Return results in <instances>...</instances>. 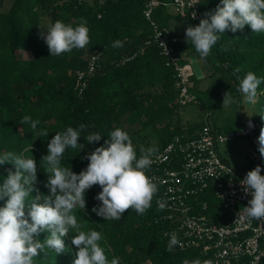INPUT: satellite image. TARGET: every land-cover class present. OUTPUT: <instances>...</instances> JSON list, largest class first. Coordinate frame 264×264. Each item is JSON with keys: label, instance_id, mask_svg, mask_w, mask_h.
Here are the masks:
<instances>
[{"label": "trees", "instance_id": "16d2710c", "mask_svg": "<svg viewBox=\"0 0 264 264\" xmlns=\"http://www.w3.org/2000/svg\"><path fill=\"white\" fill-rule=\"evenodd\" d=\"M5 1L0 0V154L11 151L25 158L32 155L36 160L38 171L34 187L38 192L34 191L32 197L49 194L45 187L47 174L40 167V161L48 154L49 141L68 127L87 126L78 141L85 148L67 149L61 157L62 167L79 174L89 163L87 155L102 146L117 127L128 132L139 158L141 144L146 145L145 148L156 147L159 152L174 135L193 134L204 125V120L200 124H182L179 112L185 105L179 102V77L174 68L166 64L153 40V31L144 14L148 0H106L104 3L101 0H13L8 9L2 10ZM219 3L220 0H201L203 17ZM154 17L161 27L168 28L172 15L167 6L160 5ZM82 18L87 21L90 43L83 49L50 57L40 31H46L48 25L57 20L76 26ZM116 40H121L123 47L113 48ZM177 48L182 53L196 52L186 38ZM142 49L144 51L140 52ZM96 50L103 53L104 59L88 87L80 93L75 73ZM136 52L134 57L124 61ZM204 59L217 76L209 91L219 87L229 91L230 84L234 83L238 86L239 80L233 75L237 67L241 68L238 74L241 79L248 72L264 78V33H253L247 25L243 31H226L220 34ZM196 79L194 74L192 81ZM263 91L264 79L257 89L258 93ZM25 115L40 121L35 131L29 123H20ZM260 115H264V111L254 119L264 126ZM241 125L242 118L236 128L229 130ZM41 130H47L48 136L37 138ZM93 132H99L102 138L88 144L85 137ZM9 168L14 170L11 164L0 165V184ZM101 190L99 185L87 190L85 210L77 207L73 212L81 231L101 233L99 243L109 261L113 257L118 258L120 264L211 260L212 256L199 250L176 246L171 252L166 250L170 237L165 231L172 223L164 218V210L157 211L158 192L144 215L130 209L120 220L106 221L92 211L101 203L95 199ZM28 199L30 201L31 196ZM198 199L208 201L216 220L222 219L217 217L220 202L216 197L203 194ZM4 203L0 200V207ZM48 235L41 233L37 238L42 241ZM73 235L75 232L70 231L63 237L67 249L64 253L45 249L47 255L41 252L34 258V264H73L77 251L71 243Z\"/></svg>", "mask_w": 264, "mask_h": 264}, {"label": "clouds", "instance_id": "9594fccd", "mask_svg": "<svg viewBox=\"0 0 264 264\" xmlns=\"http://www.w3.org/2000/svg\"><path fill=\"white\" fill-rule=\"evenodd\" d=\"M195 17L196 13L193 12L192 18ZM246 25L250 26L253 33H264V0H220L215 9L204 13L198 25L186 28V42H191L201 59L207 58L220 39V34L243 31ZM39 36L47 45L50 57L83 49L90 43L87 21L83 18L76 26L57 20L50 23L46 31L41 30ZM112 47L121 48L123 42L116 40ZM240 72L241 68L237 67L233 75L239 80L238 91L242 94V102L256 105L257 89L264 78L248 72L241 79L238 75ZM232 103L230 92L225 93L222 107H229ZM260 117L264 121V115ZM20 123H29L35 131L40 121L25 115ZM86 127L84 124L79 129L68 127L49 141L48 154L40 161V167L47 174L45 187L49 189V194L45 196L31 195L34 191L38 192L34 187L38 167L32 155L25 158L11 151L0 154V165L14 166V170L7 169L8 175L0 184V200L5 201L0 207V264H34V258L41 252L47 255L45 249L62 254L67 250L63 237L70 231L75 232L71 243L77 249L73 264H120L116 257L109 261L105 249L99 243L102 240L100 232L81 231L73 210L77 207L85 210L86 191L99 185L102 190L95 199L101 203L92 208L96 215L106 221L120 220L130 209L138 215H144L151 208L158 192L155 179L147 174L158 149L141 147V154L137 158L128 132L117 127L109 133L102 146L87 155V167L77 174L61 166V157L67 149L85 148L78 141L81 131ZM248 127H254L251 121ZM44 136H48L47 130H41L37 138ZM101 138L99 132L85 137L88 144L99 142ZM258 152L264 158V126L258 136ZM261 172V166L257 165L240 181L244 194L251 196L243 211L248 218L255 220H264V175ZM156 203L157 211L166 208V201L157 200ZM45 232L49 235L44 240L37 238ZM165 235H170L167 251L171 252L178 245L183 246L176 232ZM183 264L214 262L197 258L191 261L185 259Z\"/></svg>", "mask_w": 264, "mask_h": 264}, {"label": "built area", "instance_id": "2783aa9c", "mask_svg": "<svg viewBox=\"0 0 264 264\" xmlns=\"http://www.w3.org/2000/svg\"><path fill=\"white\" fill-rule=\"evenodd\" d=\"M105 1L101 0V3ZM160 5L173 7L179 17L192 21V26H196L204 18L200 9L201 0H172L170 3L148 0L144 11L160 54L179 77V102L187 105L197 100L190 86L194 71L187 63V54L177 48L182 40L181 32L161 27L154 17L155 9ZM193 12L196 13L195 19L192 18ZM138 52L125 57L124 61ZM103 59V53L96 50L87 57L86 65L77 69L75 74L80 93L88 87L90 78L100 68ZM184 60L186 63H183ZM249 121L253 128L248 127ZM261 127L260 121L248 117L242 119V125L237 129H217L207 113L200 129L193 134L174 135L153 157L148 173L158 185L157 200L166 201L164 218L172 225L165 234L176 232L182 242V247H176L199 250L212 256L214 264H264V220L250 219L244 213L243 209L251 199L250 195L244 194L240 184L244 177L221 156L218 148L219 144L238 136H252ZM253 162L261 166L264 175V158H261L258 147ZM203 194L218 199L220 216L217 217L222 219L216 220L208 201L198 199Z\"/></svg>", "mask_w": 264, "mask_h": 264}, {"label": "rangeland", "instance_id": "374dc122", "mask_svg": "<svg viewBox=\"0 0 264 264\" xmlns=\"http://www.w3.org/2000/svg\"><path fill=\"white\" fill-rule=\"evenodd\" d=\"M12 1L13 0H6L1 9H8ZM190 25H193L192 21L178 17H175L170 22V28H178L177 30H183V33ZM202 66L204 70L203 77H197L195 81H192L191 77L190 83L191 88L197 95V100L185 105V107L181 109L179 114L182 116V121H186L184 118H186L187 115L194 123L200 124L203 122L205 115L209 113L214 128L227 131L231 127L236 128V124L240 122V118H255L259 113L264 111V91L258 93V103L256 105H248L242 102V94L238 91V86L235 83L232 85L230 84L229 91H224L221 87L214 91H209L210 86L217 76L209 64ZM227 92H230L233 103L229 107L223 108V98L224 94ZM184 125L186 126L187 124ZM258 136V132L252 136H238L232 141L218 145L220 154L228 159L230 163L240 171L242 177H245L248 171L255 168L253 158L257 147L254 140L257 139ZM141 145L143 148L146 146L143 144ZM147 148L149 147L145 149ZM261 175H263V172H261Z\"/></svg>", "mask_w": 264, "mask_h": 264}, {"label": "crops", "instance_id": "0c3cea01", "mask_svg": "<svg viewBox=\"0 0 264 264\" xmlns=\"http://www.w3.org/2000/svg\"><path fill=\"white\" fill-rule=\"evenodd\" d=\"M168 11H169V13L172 15V18H171V20H170V22L175 18V17H178V18H181V17H179L176 13H175V10H174V8L173 7H168ZM170 24V23H169ZM168 28L169 29H171L172 31H175V32H181V34H182V40L183 39H185L186 37L184 36L185 35V32L183 33L182 31L183 30H181V31H178L177 29L178 28H174V29H172V28H170V25L168 26ZM186 54H187V56H188V59H187V63H189L191 66H192V63H193V61H192V56H194L195 57V61L198 63V65H199V68H200V70H201V75L200 76H197L196 74H195V71H194V69H193V71H194V74L197 76V77H203V75H204V70H203V66L202 65H205V64H208L207 62H206V60L203 58V59H201L200 57H199V54L198 53H196V52H185ZM192 68H193V66H192ZM215 73V72H214ZM182 117V116H181ZM245 118H248V117H245ZM249 118H253V117H249ZM184 119H186V121H182V123L183 124H187V123H194V121H192V120H190L189 118H188V116L186 115V118H184ZM242 119H244V118H242ZM183 120V119H182ZM255 142V145L258 143V138L257 139H255L254 140ZM222 156V155H221ZM223 157V156H222ZM227 162H229L230 163V161L228 160V159H226L225 157H223ZM231 164V163H230ZM232 165V164H231ZM235 167V166H234ZM240 172V171H239Z\"/></svg>", "mask_w": 264, "mask_h": 264}, {"label": "water", "instance_id": "95a60500", "mask_svg": "<svg viewBox=\"0 0 264 264\" xmlns=\"http://www.w3.org/2000/svg\"><path fill=\"white\" fill-rule=\"evenodd\" d=\"M194 58H195V57L192 56V61H193L192 66H193V69H194V71H195V74H196L197 76H200V75H201V70H200V68H199L198 63L195 61Z\"/></svg>", "mask_w": 264, "mask_h": 264}]
</instances>
